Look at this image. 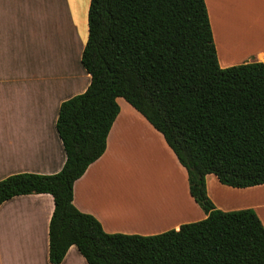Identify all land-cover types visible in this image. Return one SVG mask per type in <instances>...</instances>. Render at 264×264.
I'll return each instance as SVG.
<instances>
[{
    "label": "trees",
    "instance_id": "obj_1",
    "mask_svg": "<svg viewBox=\"0 0 264 264\" xmlns=\"http://www.w3.org/2000/svg\"><path fill=\"white\" fill-rule=\"evenodd\" d=\"M81 63L91 83L62 103L56 124L62 170L0 181V206L52 195L50 262L76 246L88 264H264L257 213L219 210L206 189L210 174L236 189L264 185V62L220 66L205 0H90ZM118 98L163 135L206 219L154 236L109 234L76 208L74 185L104 155Z\"/></svg>",
    "mask_w": 264,
    "mask_h": 264
},
{
    "label": "crops",
    "instance_id": "obj_2",
    "mask_svg": "<svg viewBox=\"0 0 264 264\" xmlns=\"http://www.w3.org/2000/svg\"><path fill=\"white\" fill-rule=\"evenodd\" d=\"M71 1L0 0V181L22 173L54 175L65 164L56 128L59 110L91 83L81 63L86 43H79ZM205 2L220 66L264 62V0ZM49 19L51 24L57 19L71 34L68 55L55 57L52 67L31 52L26 32L41 21L47 34ZM117 101L120 113L104 155L74 185L76 208L94 216L109 234L154 236L206 219L190 195L186 169L163 135L123 98ZM148 162L165 166L163 187L145 192L121 182L126 166ZM206 189L217 209H253L264 225V185L236 189L210 174ZM54 207L50 194L18 196L0 206V264H52ZM61 264L88 263L72 246Z\"/></svg>",
    "mask_w": 264,
    "mask_h": 264
},
{
    "label": "rangeland",
    "instance_id": "obj_3",
    "mask_svg": "<svg viewBox=\"0 0 264 264\" xmlns=\"http://www.w3.org/2000/svg\"><path fill=\"white\" fill-rule=\"evenodd\" d=\"M71 2L76 6L74 11V21L79 35V43H87L90 0H75ZM40 22L41 21L35 23V26L33 27H26V32L29 35L27 37L29 40L28 44L32 47V53L37 51L40 59H42L45 63L47 62V67H52L54 66V62L52 61H55V57L62 59L64 58V55L69 53L68 46L71 34L64 25L59 23L57 19H54L52 24L51 20H48L46 34V31H44ZM49 31H52L53 34L50 35ZM62 34L63 36H66L67 34V37H61ZM149 159L150 158L147 160ZM149 164L150 162L144 164V166H134L129 164L126 166L125 170H123V175H125V177L121 174V182L125 181L127 187H133L134 190L141 187V189L145 192L163 187L161 180L162 182H165L164 180L167 177V171L164 169L165 166H154V164ZM168 172L169 175H171L170 171Z\"/></svg>",
    "mask_w": 264,
    "mask_h": 264
}]
</instances>
